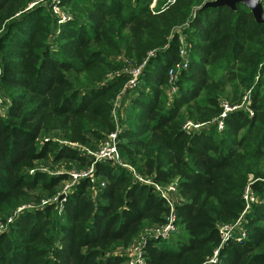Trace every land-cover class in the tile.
<instances>
[{
	"label": "trees",
	"instance_id": "1",
	"mask_svg": "<svg viewBox=\"0 0 264 264\" xmlns=\"http://www.w3.org/2000/svg\"><path fill=\"white\" fill-rule=\"evenodd\" d=\"M205 1L60 0L70 16L59 21L53 0H0V264H127L141 237L144 264H264V24L241 3L199 10ZM179 28L189 64L169 99ZM143 62L118 134L134 172L96 161L95 195L84 178L39 205L68 175L37 162L92 165L80 147L96 149L115 129L113 104ZM247 91L252 116L237 109L221 131L183 129L213 121ZM135 175L176 185L172 239L147 233L170 209ZM247 184L259 200L243 214L247 236L221 243L218 227L243 213Z\"/></svg>",
	"mask_w": 264,
	"mask_h": 264
},
{
	"label": "built area",
	"instance_id": "2",
	"mask_svg": "<svg viewBox=\"0 0 264 264\" xmlns=\"http://www.w3.org/2000/svg\"><path fill=\"white\" fill-rule=\"evenodd\" d=\"M59 1L53 0L50 7L52 5H56ZM59 5V3H58ZM63 10V9H62ZM55 13V12H54ZM62 15L59 16V21L66 20L68 17L67 13L65 12H58ZM57 12L55 14H58ZM186 26H188L186 24ZM178 33V48H177V55L179 60L176 61L174 64L169 66L167 70L168 75V97L169 99L172 98L173 94L177 91V86L175 85V82L178 80V76L180 75V72H182L184 69L188 67L189 64V52L191 48V43L186 39V35L182 31V28H179L175 31ZM166 46V45H165ZM144 66V62L140 65L133 66L130 70L131 77L126 82L125 87L123 90H121L120 95L116 98L114 104H113V118L115 120L116 127L113 131H110L106 134L104 139L100 142L97 150L90 151L87 150V153L93 156V163L89 167L81 170H75L67 172L69 179H71L70 184H65L64 189L61 191V193H58L57 195L53 196L51 199H44L41 201V203L46 204L50 201H58L61 196H66L69 190V187H75L81 179L87 178L91 182L95 183V180L97 181V178L95 176V170H94V163L96 161H109L113 164L128 167L133 172V168L131 166H127L119 153L118 150V134L121 128L120 119H122V111H123V105L125 101H123V95L127 94L129 90H132L135 88L139 81H140V75L142 73V69ZM249 91H247L246 95L243 97L242 102L239 105L230 106L226 102L222 103L223 111L213 119L211 122H193L191 120L186 121L183 124V129H185L187 132H196L199 131L205 127H208L211 123L216 124L217 129L219 131L223 130L224 128V119L226 115L229 112H232L237 109H243L245 110L249 116H252L253 112L249 108ZM5 103L0 98V115H2L6 110ZM30 172H33L31 170ZM135 177L142 183L150 184L153 186L155 191H157L167 202L169 205V214L167 216V220L165 224L161 226H155L153 228H150L147 230V233L154 238H161V239H169V236L171 233L176 231L175 226V213H174V201H175V193H176V185L174 183H169L167 185H160L158 183L153 182L151 179L142 177L139 175H135ZM101 185H104V182L100 183ZM253 191L250 187V184H247L244 192H243V199L245 200V209L243 213L237 218V220L233 223L229 224H223L220 225L219 231L221 232V243H225L227 241L233 240V241H241L242 239L246 238V228L244 226L245 217L244 212L250 207L251 202L255 201L254 199ZM42 204V205H43ZM20 210V208H19ZM145 237H141L140 240L137 241L135 245H133L131 248H128L126 250V255L128 257L127 264H144V258H143V252L142 247L145 242ZM218 253V249L215 250L213 257L209 260V262H215L217 260L216 256Z\"/></svg>",
	"mask_w": 264,
	"mask_h": 264
},
{
	"label": "rangeland",
	"instance_id": "3",
	"mask_svg": "<svg viewBox=\"0 0 264 264\" xmlns=\"http://www.w3.org/2000/svg\"><path fill=\"white\" fill-rule=\"evenodd\" d=\"M56 1H60V0H56ZM46 2V1H45ZM153 4V3H152ZM152 4H151V6H152ZM48 9L50 10V12L52 13V14H54V15H56V17H57V15H62L61 13L59 14L58 12L59 11H63L62 9H63V6H61V5H58V3H56V5H52V7H48ZM65 11H67V10H65ZM57 12L58 14H55V13ZM64 12V11H63ZM65 13V12H64ZM67 15H69L70 16V13L67 11ZM59 17V16H58ZM181 73V72H180ZM139 83H140V81H139ZM138 83V84H139ZM167 84H169L168 83V75H167ZM166 88V94L168 95V85H167V87H165ZM5 103V105H6V102H4ZM129 103H130V100H129V98H127L126 99V101H125V103H124V105H123V113H122V119H125L126 118V115H127V113H128V106H129ZM7 107V106H6ZM4 114V113H3ZM2 114V115H3ZM219 130V129H218ZM72 146H74L75 144H71ZM99 146V145H98ZM98 146H97V148H98ZM81 149H83V150H86V153H87V150H90V151H95V150H97V148L96 149H88V148H83V147H80ZM123 162H124V160H123ZM127 166H130L129 164H127L126 162H124ZM37 169H39V170H43V171H47V172H49V173H51V174H59V173H67V172H70V171H75V170H81V169H85L84 167H82V166H79L78 165V163L77 162H75V161H67V160H61V161H59V162H57V163H53L50 159H43V160H40V161H38L37 162ZM68 175V174H67ZM71 183V179H69V176L67 177V179H65L64 181H63V183L61 184V187H59V189H58V193H61V191L64 189V186H65V184H70ZM93 183V194L95 195V193H96V184H97V181L95 180V183L94 182H92ZM74 188V186L73 187H69V190H68V192L70 191V189H71V191H72V189ZM176 195V194H175ZM254 197V199L256 200V201H259L258 200V197L257 196H253ZM43 203H40L39 205H42ZM176 226V225H175ZM176 230L178 229V227L176 226V228H175ZM172 239V233L170 234V236H169V239Z\"/></svg>",
	"mask_w": 264,
	"mask_h": 264
},
{
	"label": "water",
	"instance_id": "4",
	"mask_svg": "<svg viewBox=\"0 0 264 264\" xmlns=\"http://www.w3.org/2000/svg\"><path fill=\"white\" fill-rule=\"evenodd\" d=\"M237 3H241L248 8L256 22L264 24V8L261 0H207L198 9L203 10L206 7L218 6L235 9Z\"/></svg>",
	"mask_w": 264,
	"mask_h": 264
},
{
	"label": "crops",
	"instance_id": "5",
	"mask_svg": "<svg viewBox=\"0 0 264 264\" xmlns=\"http://www.w3.org/2000/svg\"><path fill=\"white\" fill-rule=\"evenodd\" d=\"M123 113V112H122ZM122 113H121V115H122Z\"/></svg>",
	"mask_w": 264,
	"mask_h": 264
}]
</instances>
